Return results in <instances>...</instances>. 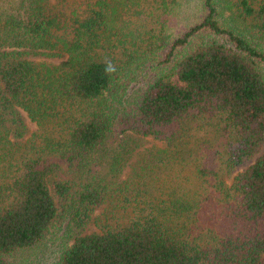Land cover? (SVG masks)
<instances>
[{
  "label": "trees",
  "instance_id": "16d2710c",
  "mask_svg": "<svg viewBox=\"0 0 264 264\" xmlns=\"http://www.w3.org/2000/svg\"><path fill=\"white\" fill-rule=\"evenodd\" d=\"M184 1L0 0V264H264V0ZM204 120L252 160L209 226L179 174Z\"/></svg>",
  "mask_w": 264,
  "mask_h": 264
},
{
  "label": "rangeland",
  "instance_id": "374dc122",
  "mask_svg": "<svg viewBox=\"0 0 264 264\" xmlns=\"http://www.w3.org/2000/svg\"><path fill=\"white\" fill-rule=\"evenodd\" d=\"M185 1L181 5V7H183L181 8L183 16L189 15L191 19H197L196 17L199 16L200 12L198 6L196 5V0H189L187 2V5ZM168 5L169 7L171 6L170 4ZM182 22L184 21H181V23ZM173 25L178 26L174 22ZM36 60H45L46 62L56 64L61 61L60 58H45L43 56L37 57ZM27 123L31 130L35 129L34 123L29 120ZM191 127L196 128H194L195 130L191 131L189 136L181 138L180 141H178V143L185 149H195V152L192 151V153L187 154L188 158L185 162V167L179 173L183 177L181 185L183 189L190 190L191 193L195 191H203V193L205 194H210V199L208 201H204L202 208L199 211V220L197 224L209 226V224L212 225L213 223H215L217 225L216 222L219 221L222 216L219 214V203L213 199V196L216 194H220V192L222 191L218 189L221 183H224L223 186H228L234 175H236L239 171H242L250 162H252V160H246L242 164L237 165L232 169L226 168L223 157L224 137L218 131L219 128L217 122L213 120H204L199 122V125H197V123L195 124V122L192 123ZM154 144L159 146L161 145V142L153 138L143 139L144 147L151 148ZM198 150L202 151L198 153ZM198 164L199 166L204 168L206 172V176L203 175L202 178H200L196 173L191 174L192 171L190 170V166ZM176 168V166H173V168L169 167L167 171L159 173V175H163L160 176V179L165 180V176L167 179L166 184H164L162 187H159V189L163 190L173 187V182L169 181H173V177L177 174L175 170ZM157 175L158 173H154V176L157 177ZM186 176H189L187 177L188 180H185ZM203 179H205L204 182ZM155 188H157V185H154L153 189ZM97 214L98 212L96 211L94 213V216ZM93 219L95 218H92L88 223L87 228L89 230H97V225H95V221Z\"/></svg>",
  "mask_w": 264,
  "mask_h": 264
},
{
  "label": "clouds",
  "instance_id": "9594fccd",
  "mask_svg": "<svg viewBox=\"0 0 264 264\" xmlns=\"http://www.w3.org/2000/svg\"><path fill=\"white\" fill-rule=\"evenodd\" d=\"M116 71H117L116 66L112 63V61L110 59L106 58L105 62H104V72H105V74H108L109 76H111Z\"/></svg>",
  "mask_w": 264,
  "mask_h": 264
}]
</instances>
